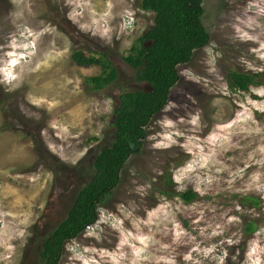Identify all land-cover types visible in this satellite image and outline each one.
Returning a JSON list of instances; mask_svg holds the SVG:
<instances>
[{"label": "rangeland", "instance_id": "1", "mask_svg": "<svg viewBox=\"0 0 264 264\" xmlns=\"http://www.w3.org/2000/svg\"><path fill=\"white\" fill-rule=\"evenodd\" d=\"M139 1L0 0V264H41V241L115 139L118 96L151 89L124 60L155 23ZM203 6L209 44L179 65L142 150L60 264H264V83L228 84L232 71L264 77V0ZM74 49L106 54L117 80L91 90L101 67ZM188 189L199 197L185 203L176 193ZM246 195L260 208L240 207ZM243 217L257 221L251 236Z\"/></svg>", "mask_w": 264, "mask_h": 264}, {"label": "trees", "instance_id": "2", "mask_svg": "<svg viewBox=\"0 0 264 264\" xmlns=\"http://www.w3.org/2000/svg\"><path fill=\"white\" fill-rule=\"evenodd\" d=\"M138 5L155 13V23L136 39L124 60L135 70L136 81L148 82L151 89H135L118 96L112 120L115 139L95 156L92 178L80 188L66 216L41 241V264H60L65 243L98 220V208L120 184L127 161L142 150L151 119L167 105L170 91L180 79L179 65L189 62L196 50L209 44L203 0H140ZM72 58L80 65L101 67L100 74L85 79L91 90H103L118 78L106 54L93 57L74 49ZM228 79L232 92H249L252 85L264 83L263 73L257 71H232ZM165 193L170 195L168 190ZM176 194L185 203L199 197L192 189ZM238 202L246 209L261 206L259 198L252 195L242 196ZM242 222L244 236L258 230L255 219L243 217ZM232 257L228 264H240Z\"/></svg>", "mask_w": 264, "mask_h": 264}, {"label": "water", "instance_id": "3", "mask_svg": "<svg viewBox=\"0 0 264 264\" xmlns=\"http://www.w3.org/2000/svg\"><path fill=\"white\" fill-rule=\"evenodd\" d=\"M145 84H147L150 87V84L148 82H145ZM151 88V87H150Z\"/></svg>", "mask_w": 264, "mask_h": 264}]
</instances>
